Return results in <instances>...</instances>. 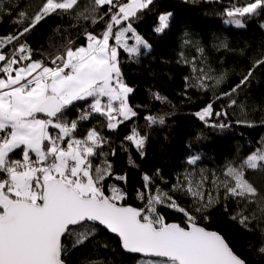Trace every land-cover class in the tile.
<instances>
[{
    "label": "trees",
    "instance_id": "trees-1",
    "mask_svg": "<svg viewBox=\"0 0 264 264\" xmlns=\"http://www.w3.org/2000/svg\"><path fill=\"white\" fill-rule=\"evenodd\" d=\"M43 2L0 0V39L17 35ZM250 2L153 0L118 26L131 23L134 33H126V38L138 36L149 45H141L135 56L118 47L122 78L133 89L127 95L128 105L136 116L110 129L105 116L91 113L77 133L86 137L95 129L105 138L90 157L93 168L105 162L111 165L110 175L102 182L105 195H112L115 187L124 193L118 204L146 211L149 194H166L189 212L195 224L221 234L245 264H264L260 251L264 247V162L257 169L243 168L244 178L256 189L254 196L237 199L218 187L229 166L241 167L249 155L264 150V64L256 63L264 60V10L241 17L243 27L228 23L226 15L227 10ZM94 8V0H77L71 10L46 17L5 51L26 44L32 59L48 63L66 47L85 46L86 33L100 36L109 20L107 6ZM21 12L25 13L22 18ZM166 13H171L168 26L158 32L159 17ZM135 40L128 42L134 46ZM110 43L115 41L110 39ZM199 69L212 77L205 81L206 89L196 86ZM245 77L247 81L241 84ZM91 100L74 102L64 110L62 120L73 121ZM209 104L211 115L201 120L196 114ZM149 116L163 118L164 123H150ZM48 130L52 135L59 133L52 127ZM134 132L147 137L142 153L127 139ZM193 157H199L195 164L190 163ZM12 159H22V151L15 150ZM188 175L195 182L207 177L205 199L214 197L207 209L196 211L202 202L186 191ZM145 176L150 178L147 188ZM155 215L168 224H190L184 213L168 207L166 201L155 205ZM241 215L249 217L246 224L240 223ZM82 234L87 238L81 243ZM62 246L65 264H147L152 260L126 254L116 237L90 223L70 229Z\"/></svg>",
    "mask_w": 264,
    "mask_h": 264
},
{
    "label": "snow or ice",
    "instance_id": "snow-or-ice-1",
    "mask_svg": "<svg viewBox=\"0 0 264 264\" xmlns=\"http://www.w3.org/2000/svg\"><path fill=\"white\" fill-rule=\"evenodd\" d=\"M152 3L153 0H94L95 8L107 6L105 15L109 20L105 31L100 36L86 33L85 46L66 47L51 58V66L43 60L32 59L31 49L26 44L13 47L10 52L5 49L46 17L71 10L77 0H44L17 35L0 39V175L4 177L0 178V264H64L61 238L70 228L88 222H96L117 234L122 247L129 252L164 258L149 260L147 264H245L223 236L197 226L189 212L166 194H149L146 211L118 204L124 193L115 187L112 195H105L102 182L110 175L111 165L105 162V166L93 168L90 160L105 138L92 129L86 138L74 139L71 134L77 128V121L62 120L67 107L90 97L93 102L89 113L80 119H87L91 112L100 113L107 116L108 127L115 129L122 123L118 117L127 120L136 116L127 104V95L133 89L123 82L118 47L123 46L135 56L139 55L141 45L145 48L149 45L139 37L134 46L127 45L124 37L128 32L134 33L132 24L127 23L124 28L118 26ZM258 10H264V0H252L244 7L227 10L230 18L227 22L243 27L241 17L254 15ZM24 15L19 13L21 18ZM170 15L159 17L158 32L167 28ZM95 22L93 19L92 23ZM114 27L118 28L115 33ZM110 39L115 41V46L110 45ZM256 63L264 64V60ZM193 71H197L195 65ZM199 71L196 86L206 89L205 81L212 77L203 69ZM248 75L251 76V71ZM222 79L217 78L216 83ZM247 79L245 77L241 84ZM103 97L108 98L107 103L102 104ZM115 101L119 103L114 107ZM211 108L209 104L196 115L203 120L211 115ZM41 113L46 118H37ZM147 119L150 123H164L163 118L149 116ZM49 127L58 129L59 133L50 134ZM127 139L142 153L147 137L134 132ZM17 149L22 151V159H12ZM198 159L193 157L190 163L195 164ZM262 162L264 150H258L249 155L241 167L229 166L224 173L226 179L218 187L222 186L226 196L233 198L254 196L256 189L244 178L243 168L257 169ZM144 180L147 188L150 178L145 176ZM206 181L207 177L202 176L193 184L186 177V191L202 202L196 211L207 209L214 201L211 195L205 199L203 185ZM162 201L184 213L190 227L165 223L163 217L155 215V205ZM248 219L241 215L240 223L246 224ZM86 238L87 234H82L79 242ZM260 251L264 252V247Z\"/></svg>",
    "mask_w": 264,
    "mask_h": 264
},
{
    "label": "built area",
    "instance_id": "built-area-1",
    "mask_svg": "<svg viewBox=\"0 0 264 264\" xmlns=\"http://www.w3.org/2000/svg\"><path fill=\"white\" fill-rule=\"evenodd\" d=\"M46 64H48L49 66H51L50 65V63L48 62V63H46ZM123 79V78H122ZM123 82L125 83V80L123 79ZM126 84V83H125ZM93 102V99L86 105V107H85V109L84 110H81L80 111V114L77 116V118H75L74 120H76L77 121V128L72 132V134H71V136H72V138H74V139H84V138H86V137H82V136H79L78 135V128H79V126H81V125H83L85 122H86V119H80V117L83 115V114H85V113H89V106H90V104ZM108 102V99H106L105 97H103L102 98V104L103 103H107ZM118 101H115V102H113V104H114V107L115 106H118ZM127 104H128V101H127ZM91 113H95V112H91ZM90 113V114H91ZM96 114H100V113H96ZM101 115V114H100ZM114 115H115V113H114ZM103 116H105V115H103ZM106 118H107V116H105ZM118 119H120V120H122L123 121V118L122 117H118ZM107 120H108V118H107ZM120 124V123H119ZM118 124V125H119ZM67 142H68V139L66 138L65 139V141H64V145L66 146V144H67ZM33 157V159H35V156H32ZM71 163V162H70ZM0 178H4L3 177V175H0Z\"/></svg>",
    "mask_w": 264,
    "mask_h": 264
},
{
    "label": "water",
    "instance_id": "water-1",
    "mask_svg": "<svg viewBox=\"0 0 264 264\" xmlns=\"http://www.w3.org/2000/svg\"><path fill=\"white\" fill-rule=\"evenodd\" d=\"M37 117L46 118L45 115L42 114V113H41V114H37ZM125 207H128V206H125ZM88 223H90V224H94V225H96V226H98V227H100V228L106 230L110 235L116 237V238L120 241V244H121V247H122L121 238H120L117 234L112 233L110 230L106 229V228L103 227V226H99L98 223H96V222H88ZM196 225L199 226V227H203V228H205V230H207V231H212V230H209V229H207L206 227H204V226H202V225H199V224H196ZM188 227H190V224H189L187 227H185V228H188ZM70 229H72V228H70ZM214 232H215V231H214ZM217 233H218V232H217ZM66 234H67V233H66ZM66 234H65V235H66ZM65 235L61 238V243H63V239H64ZM220 235H221V234H220ZM221 236H222V235H221ZM229 247H230V246H229ZM122 249H123V251H124L126 254L139 256V257L144 258V259H152V260H163V259H164V258H159V257H154V256H148V255H145V254H143V253H133V252H129L128 250L124 249L123 247H122ZM233 252H234V251H233ZM234 253H235V252H234ZM61 258H62V260H63L62 254H61ZM64 264H65V262H64Z\"/></svg>",
    "mask_w": 264,
    "mask_h": 264
},
{
    "label": "rangeland",
    "instance_id": "rangeland-1",
    "mask_svg": "<svg viewBox=\"0 0 264 264\" xmlns=\"http://www.w3.org/2000/svg\"><path fill=\"white\" fill-rule=\"evenodd\" d=\"M166 14H168V13H166ZM170 17H171V15H170ZM170 17H169V20H170ZM169 22V21H168ZM122 28V27H121ZM136 37H138V36H136ZM125 39H126V43H127V45H129V46H132V44L131 43H129L128 41L129 40H135V38H132V37H130V38H126V36L124 37ZM140 38V37H139ZM124 39V40H125ZM136 41V40H135ZM110 45H112L111 43H110ZM112 46H115V44H113ZM123 47V46H122ZM49 131V130H48ZM246 167V166H245ZM187 178H190L192 181H193V184H195V183H197V182H199L200 180H196V182L194 181V178L191 176V175H188L187 176ZM226 179V177L224 176V179H223V181ZM228 180H229V182L231 183L232 181H231V178H227ZM185 181H186V179H185ZM205 186L203 185V190H205Z\"/></svg>",
    "mask_w": 264,
    "mask_h": 264
},
{
    "label": "crops",
    "instance_id": "crops-1",
    "mask_svg": "<svg viewBox=\"0 0 264 264\" xmlns=\"http://www.w3.org/2000/svg\"><path fill=\"white\" fill-rule=\"evenodd\" d=\"M107 98V97H106ZM108 99V98H107ZM40 119V118H39ZM32 156H35V154L33 153V154H31Z\"/></svg>",
    "mask_w": 264,
    "mask_h": 264
}]
</instances>
